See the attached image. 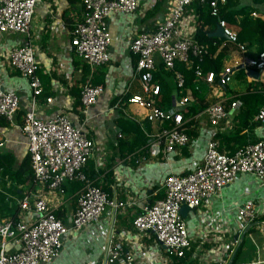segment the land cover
<instances>
[{
	"label": "crops",
	"instance_id": "1",
	"mask_svg": "<svg viewBox=\"0 0 264 264\" xmlns=\"http://www.w3.org/2000/svg\"><path fill=\"white\" fill-rule=\"evenodd\" d=\"M253 2L250 0L249 4ZM170 3L171 0H139L133 13H110L107 16L111 34L109 59L101 66H91L79 59L70 43L73 24L85 16L81 0L73 4L68 0H41L35 7L28 35L14 31L0 32V83L5 90L14 92L18 97L15 123L0 118V220L31 223L38 216L33 203L41 188L33 181L30 163L27 166L30 174L25 170L18 172L23 161L27 157L29 160L26 139L19 124L23 122L25 112L32 108L40 118H52L66 111L75 124L83 126L95 144L83 168L87 181L105 191L108 197L124 202L115 211L107 207L97 221L90 222L78 235L65 233L61 237L62 252L50 264H119L117 261L106 262L108 230L113 223L115 236H125L121 239L128 249L135 247L133 243L136 240H142L146 247L153 243L150 237L140 235L133 228L132 221L145 204L164 196L163 183L168 174L186 173L200 165L211 141L216 142L218 150L230 154L247 144L264 140V121L256 118V114L264 108L245 120L246 111L241 109L242 100L239 98L246 92L264 95V67L258 69L244 63L245 58L258 56L256 46L245 47V50L238 47L228 55L225 66L234 70L227 84L217 86L215 82L211 84L202 79V88L200 86L195 88L197 92L187 94L186 106L192 104L197 113L186 119L183 117L184 123L189 119L195 122L188 127L184 123L182 126L194 134L188 135V142L173 151L163 152V141L157 134L160 126H170L168 120L160 124L150 122L145 117V109L134 104L104 111L123 93L142 91L129 43L138 33L155 29L156 24L166 17ZM253 15L264 17V0L258 3L257 13ZM184 19V30L188 29L184 34L193 36L196 31L195 17L184 14ZM230 26L236 32L239 29ZM27 41L35 50L38 61L36 76L41 84V92L34 102L28 79L7 63L10 51ZM238 69L244 73L240 75ZM88 81L103 86L104 91L97 102L84 112L79 93L81 86ZM170 82L174 94L176 89L172 78ZM221 99L226 105V113L212 124L202 111ZM233 99L239 101L237 108L229 105ZM184 110L180 109L182 114ZM123 119L133 121L142 130L148 137L146 145L133 152L119 148L121 139L133 140L132 133L121 130ZM83 186V180H74L66 182L60 189L43 192L54 214L68 226ZM26 196L29 197L30 209L20 206ZM246 200L254 203L258 214L251 227L241 228L237 223L236 210ZM185 220L191 239L188 250L198 264H208L205 253L215 245L213 237L218 235L217 226L228 228V233L222 235V240L229 243L231 249L228 261L234 253L236 255L240 246L238 264H264V178L238 174L209 201L189 210ZM207 228H210V233L205 239L199 238ZM237 233L242 235L241 240L239 236L235 238ZM6 241L10 249L16 247L12 238L8 237ZM173 258H169L167 263Z\"/></svg>",
	"mask_w": 264,
	"mask_h": 264
},
{
	"label": "built area",
	"instance_id": "2",
	"mask_svg": "<svg viewBox=\"0 0 264 264\" xmlns=\"http://www.w3.org/2000/svg\"><path fill=\"white\" fill-rule=\"evenodd\" d=\"M40 1L0 0V32L14 31L28 35L35 7ZM192 1L171 0L166 17L156 24L155 29L138 33L131 39L129 50L135 56V69L142 91L125 92L104 110L123 109L126 104H134L145 109V117L150 122L160 124L168 120L170 126H160L157 133L163 141L165 153L185 145L189 140L182 126L184 121L180 111L186 106L188 96L162 108L158 105L160 84L154 78L164 76L163 69L171 70L174 89L182 87L185 80L182 73L175 69L176 61L189 64L202 52V45L193 36L184 34V14L195 17L191 11L186 12ZM201 1H207L212 15H216L219 6L226 2ZM81 3L85 16L73 24L70 43L79 59L91 66H101L109 59L111 34L107 16L112 12L133 13L138 8L139 0H81ZM218 25L228 40L236 42L237 32L226 21L220 20ZM238 47L245 50L242 43H238ZM7 63L28 79L34 102L41 92V84L36 76L38 61L34 48L28 41L17 45L10 51ZM244 63L258 69L263 68L264 52H260L256 58H245ZM233 70V67L226 66L219 75L218 84H227L232 78ZM157 72L161 75H157ZM195 74L208 83L215 82L212 72L202 74L197 69ZM195 88L198 89L197 86ZM103 91V86L89 81L81 86L79 99L84 112L97 102ZM229 105L237 108L239 101L234 99ZM225 109L226 105L221 99L207 105L202 113H206L209 121L214 124L225 115ZM17 110L18 97L14 92L5 90L0 83V118L15 123ZM256 118L264 121L263 109L256 114ZM19 127L26 139L33 181L41 188L33 203L38 216L31 223L0 220V264H50L62 252L61 237L65 233L73 232L78 235L90 222L97 221L107 207L115 211L124 202L108 197L105 191L87 181L83 168L92 155L95 144L83 126L73 122L69 113L63 111L52 118H40L32 108L25 112ZM242 173L264 178V140L247 144L230 154L218 150L215 141L209 142L202 163L186 173L168 174L163 183L164 196L145 204L134 217L133 228L140 235L150 237L153 243L146 247L142 240H136L133 243L135 247L128 249L121 239L125 236L117 238L112 223L108 230L106 262L165 264L171 257H181L189 249L191 241L185 217L180 214L181 206L185 204L189 210L200 207ZM74 180H83L84 186L77 197L68 226L54 214L43 192L46 189H60L66 182ZM28 200V196L21 200L22 209H30ZM236 211L237 223L241 228L254 224L258 210L251 200H246ZM216 230L218 235L213 237L215 245L205 253L206 262L227 264L231 249L229 243L222 240V235L228 233V228L217 226ZM209 233L210 228H207L199 238L205 239ZM8 237L13 239V245H16L14 249L9 248L6 241Z\"/></svg>",
	"mask_w": 264,
	"mask_h": 264
},
{
	"label": "trees",
	"instance_id": "3",
	"mask_svg": "<svg viewBox=\"0 0 264 264\" xmlns=\"http://www.w3.org/2000/svg\"><path fill=\"white\" fill-rule=\"evenodd\" d=\"M69 2L76 3L79 0H68ZM263 0H254L252 4L241 3L240 0H226L224 4L219 6L216 15H212L211 8L207 1L193 0L191 4L186 8V12L191 11L195 15L196 31L193 34L195 40L202 45L203 49L198 58L192 59L189 64L182 61H176L175 69L182 73L185 80L184 85L177 88L173 94L171 89L170 79L172 78V71L163 69L164 76L154 78L157 83L160 84V96L159 103L162 108L168 107L173 104L174 100L179 101L189 93L197 92L195 87L200 83L202 78H198L195 74L197 69H200L202 74L212 72L215 78V84L219 86L218 80L220 73L225 69V59L228 55L238 48V43L244 44L245 47L256 46L258 54L264 52V17L261 15H253L257 13V5ZM220 20L226 21L229 25L237 26L236 42L225 40L211 36ZM240 75L244 73L241 69H238ZM238 73V74H239ZM157 75H161L157 72ZM170 78V79H169ZM97 84V83H95ZM94 84V85H95ZM202 88V86H201ZM242 100L241 109L246 111L245 120L248 116L258 112L260 108H264V95L256 93H243L239 95ZM234 100V99H233ZM232 101V100H231ZM230 101V102H231ZM80 102V101H79ZM230 104V103H229ZM183 117L186 119L197 113V108L192 104L184 107ZM194 119H189L184 123V126L191 125ZM121 130H127L133 134L132 142L121 139L119 141V148L126 152H133L136 148L142 145H146L148 137L142 132V130L134 124L133 121L123 119L121 120ZM188 135H191L192 131L186 130ZM194 134V132L192 133ZM145 148V147H143ZM29 156V155H28ZM28 157L23 161L18 172L26 171L30 174ZM0 167L2 163L0 162ZM7 172H3L5 174ZM32 177V174H31ZM25 180V178H24ZM153 201L149 202L152 203ZM241 247L236 250L235 258L232 264L237 263V257L240 253ZM167 264H198L196 259L191 258V250L186 249L181 257H175L171 259Z\"/></svg>",
	"mask_w": 264,
	"mask_h": 264
},
{
	"label": "water",
	"instance_id": "4",
	"mask_svg": "<svg viewBox=\"0 0 264 264\" xmlns=\"http://www.w3.org/2000/svg\"><path fill=\"white\" fill-rule=\"evenodd\" d=\"M211 36H215V37H218V38L228 39L227 36L223 33V30H222V28L219 25L216 26V28L214 29V31L211 33ZM188 211H189V208L185 204L181 206L180 214L183 217H186V214H187ZM238 236H239L238 233L235 234V238H238ZM241 236H239L240 237V240L242 238ZM234 256H235V253L231 256V258L229 259V261H228L227 264H232V262L234 260Z\"/></svg>",
	"mask_w": 264,
	"mask_h": 264
},
{
	"label": "rangeland",
	"instance_id": "5",
	"mask_svg": "<svg viewBox=\"0 0 264 264\" xmlns=\"http://www.w3.org/2000/svg\"><path fill=\"white\" fill-rule=\"evenodd\" d=\"M241 3H250V0H241ZM184 27H186L184 24H183ZM185 31H188V29L185 28ZM235 31V30H234ZM138 107V106H137ZM140 108V107H139ZM142 109V108H141Z\"/></svg>",
	"mask_w": 264,
	"mask_h": 264
}]
</instances>
